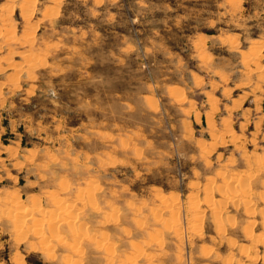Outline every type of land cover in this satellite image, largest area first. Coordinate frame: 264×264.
<instances>
[{
    "label": "rangeland",
    "instance_id": "obj_1",
    "mask_svg": "<svg viewBox=\"0 0 264 264\" xmlns=\"http://www.w3.org/2000/svg\"><path fill=\"white\" fill-rule=\"evenodd\" d=\"M0 264H264V0H0Z\"/></svg>",
    "mask_w": 264,
    "mask_h": 264
},
{
    "label": "bare ground",
    "instance_id": "obj_2",
    "mask_svg": "<svg viewBox=\"0 0 264 264\" xmlns=\"http://www.w3.org/2000/svg\"><path fill=\"white\" fill-rule=\"evenodd\" d=\"M23 4H24V3H23ZM31 6H32V5H31ZM33 6H35V5H33ZM26 7H28V6H26ZM23 11H24V10H23ZM25 12H26V11H25ZM9 13H10V12H9ZM26 13H27V12H26ZM26 13H25V15H26ZM4 26H5V25H4ZM5 28H6V27H5ZM7 30H8V29H7ZM7 30H6V31H7ZM5 33H6V32H5ZM7 39H8V38H7ZM29 39H30V38H29ZM9 40H10V39H9ZM5 41H6V40H5ZM21 62H22V61H21ZM235 180H236V179H235ZM245 190H246V189H244V191H245ZM246 194H247V193H246ZM234 198H235V197H234ZM163 203H164V202H163ZM164 204H165V203H164ZM167 205H169V204H167ZM58 206H60V205H58ZM64 207H65V206H64ZM167 207H168V206H167ZM35 208H36V207H35ZM62 208H63V207H61L60 209L62 210ZM65 208H66V207H65ZM60 209H58V210H60ZM30 210H31V209H30ZM64 210H65V209H64ZM26 211H27V209H26ZM22 212H23V211H22ZM29 212H30V211H29ZM27 213H28V212H27ZM20 215H22V214H20ZM20 215H19V216H20ZM24 215H25V214H24ZM138 250H139V249H138ZM139 251H140V250H139ZM138 253H139V252H138Z\"/></svg>",
    "mask_w": 264,
    "mask_h": 264
},
{
    "label": "crops",
    "instance_id": "obj_3",
    "mask_svg": "<svg viewBox=\"0 0 264 264\" xmlns=\"http://www.w3.org/2000/svg\"><path fill=\"white\" fill-rule=\"evenodd\" d=\"M24 144V143H23Z\"/></svg>",
    "mask_w": 264,
    "mask_h": 264
}]
</instances>
